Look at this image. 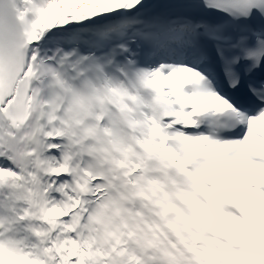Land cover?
<instances>
[{"label":"bare ground","instance_id":"obj_1","mask_svg":"<svg viewBox=\"0 0 264 264\" xmlns=\"http://www.w3.org/2000/svg\"><path fill=\"white\" fill-rule=\"evenodd\" d=\"M7 1L25 56L23 79L28 90L16 114L13 111L15 96L3 99L0 92V249L17 245L20 256L28 255L31 246L37 243L41 257L33 259L34 264L43 261L48 264H93L85 261L80 248L89 246L87 237L81 232L73 236L77 219L69 222L76 205L66 195L73 193L74 187L57 181L63 169L61 165L58 168L54 161L60 159L64 163L68 159L64 139L66 129L63 125L66 119L62 109L55 111L56 94L51 89L55 75L48 73L46 64L52 65L54 56L62 57L66 47L73 48L71 42L81 41L86 45L95 39L105 41L108 35L105 33L117 34L114 31L118 27L126 26L124 31L130 35L143 31L148 22L147 37H152L153 41L160 38L161 46L167 41H174L172 32L161 28L166 26L161 21L136 19L137 12L152 0ZM201 29H189L190 32L182 37L189 41L175 40L185 45L186 49L182 50L184 57L196 56L201 52L198 44L200 38L202 42V34L200 38L197 36ZM68 43L71 45L65 46ZM127 43L132 46L129 67L137 69L139 78L148 71L154 55L150 52V46L137 35L131 36ZM84 45L74 53L72 61L83 53ZM117 67L110 68L112 73L119 72ZM194 70L189 69L187 75L197 78L199 95L193 103L188 102L186 93L177 99L186 104L187 110L175 112L170 105L174 101L169 97V92L164 90L161 94V102L170 120L162 125L163 130L160 131L164 138V148L160 154L164 151L174 161L177 156L175 148L179 147V160L183 157L201 162L195 172L196 184L219 177L222 186L218 190L232 202L233 189L239 187L243 193L239 207L247 211L253 207V200L264 198V113L248 122L245 138L210 139V134L203 133L188 137L182 134V128L174 131L175 123L181 127L190 123L197 126L198 120L194 121V118L199 111L201 120L211 123V135H218L212 122L216 121V112L222 110L225 100L211 83H203L201 75ZM169 136L173 137V143L167 148L165 142ZM231 149L235 150L234 153L224 158L223 154ZM41 153L43 158H39ZM219 159L226 160V170L229 171L219 169ZM45 161L49 165L44 166ZM63 167L70 169L67 164ZM45 172L49 177L53 175L47 183L42 182ZM184 187L186 190L193 189L195 183L188 180ZM250 220H253L252 217ZM24 262V258H17L14 264Z\"/></svg>","mask_w":264,"mask_h":264},{"label":"rangeland","instance_id":"obj_2","mask_svg":"<svg viewBox=\"0 0 264 264\" xmlns=\"http://www.w3.org/2000/svg\"><path fill=\"white\" fill-rule=\"evenodd\" d=\"M71 43L75 46L72 50L67 51L62 57L54 56L52 65L46 64V66L49 67L48 73L53 72L55 75L51 83V89L56 94L55 111L65 109L64 117L67 124L63 125L68 133L66 136L68 160L65 164L67 163L68 167L71 163L75 164L73 169L63 177L65 183H74L78 188L74 200L76 209L70 219H77V223H83L86 221L89 210L90 214L94 211L93 219L91 217L90 227L87 230L90 251L94 253H90V256L83 253L85 261L93 264H107L108 260L105 259L99 243L104 245L108 239L113 252L106 255L110 257L111 261L113 260L114 264H254L247 262L245 257L252 253L251 248L255 251L260 242H264V219L257 229L256 236L249 235L250 224L247 221H245L246 228L238 236L235 234L237 226L232 224L228 218L225 217L227 222L225 226L218 225L214 220V212L227 206V203L221 201L223 200L222 195V198L215 195L216 181L205 185V188L212 186V190H208L210 193L212 192L211 201L205 202L207 200L203 198L202 190L194 188L185 189L186 193L180 191L185 184L187 173L185 171L184 174L183 171L176 170V166L169 162L167 154H159L164 167H160L158 163L152 164V156L163 149V141L159 137L160 114L157 110L161 105H158L157 109L154 107L151 112L156 116L155 120L149 115L144 118L146 114L140 112L139 101L136 100V95L132 94V88L127 86V92L121 93L122 87L126 83L125 75H127L125 58L121 60L119 76L109 73L110 66L116 58L114 55L121 54L122 48L124 50L131 49L132 46L125 42H116L110 44L111 46L104 51H94L91 54L90 45L86 44L85 51L71 62L73 53L83 45L81 41ZM158 66L160 67V65ZM104 68L107 69L106 75L110 87H107L104 78ZM156 68L157 66L146 73L140 87L144 88L149 77L157 75L153 78L154 85L160 87L168 82L171 87L175 86L170 91L171 96L174 97L179 87L174 84L176 74L183 76L185 72L175 70L168 75L160 72L154 75L153 72ZM187 97L189 101L191 100L190 102L195 101L193 96L187 95ZM150 102L153 104L154 100ZM76 113L81 115L77 116ZM63 122L64 120L61 121V125ZM87 126L88 129L85 133L79 130ZM139 130H141V134ZM125 131L128 134L123 135ZM125 147L129 150L127 156L125 160L118 162L116 155H119L120 150H125ZM83 157H86L88 161L86 166L80 165ZM89 162L90 170L87 169ZM140 163L143 164L140 167L141 174L133 175L135 168ZM183 166L185 167L179 163L181 169L184 168ZM185 170H187L186 167ZM90 171L95 172V175ZM160 174L166 178L175 175L176 179L172 184L168 183L167 186L171 197L166 199V195H162L152 213L159 210L161 215L158 225L161 228L164 214L161 207L170 203L169 212L178 213L175 220L171 219L173 225L170 231L184 235L180 239L182 245L170 237H164L149 242L148 245L154 249L149 252H141L134 247L116 249L125 229L121 230L122 225L115 220L114 216L106 218L104 214L106 211L125 210L127 212L126 219L135 223L139 216L135 215L130 218L129 212L134 209L137 196L145 194L139 197L140 201L143 199L147 201L148 198L154 199L157 193L159 196L160 181L158 179H160ZM101 176L104 178L102 181L108 183L107 185L100 183L101 180L97 179ZM190 176L194 179L192 175ZM48 177L46 175L45 179L47 180ZM111 178H113L112 183H110ZM146 180L152 181L153 189L147 192V189L139 187L136 191L139 183H145ZM118 183L123 188L122 192H112L111 196L96 205L95 210L91 209L94 197L90 195L85 197L84 192L95 195L103 192L108 193L111 190L116 191ZM113 184L115 185L109 186ZM198 200L207 203L209 209L199 207ZM180 202L184 203L183 207L186 208V212L178 210V207L182 206L179 204ZM100 203L102 205L96 209ZM97 215H101L98 224L99 236L93 231L92 225V223H98ZM165 217L166 220L170 218L169 215ZM148 218L150 216L140 217V220L146 221ZM144 227L148 232L149 228L146 224ZM133 228L143 234L142 227L133 226ZM121 250H125L123 257L120 256Z\"/></svg>","mask_w":264,"mask_h":264}]
</instances>
